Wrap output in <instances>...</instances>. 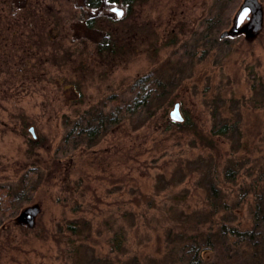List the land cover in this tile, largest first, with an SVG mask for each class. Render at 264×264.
<instances>
[{"label":"rangeland","instance_id":"rangeland-1","mask_svg":"<svg viewBox=\"0 0 264 264\" xmlns=\"http://www.w3.org/2000/svg\"><path fill=\"white\" fill-rule=\"evenodd\" d=\"M50 1L43 6L54 18L39 11L33 21L17 17L21 0H0V187L16 189L36 171L21 212L0 218V264H180L176 233L199 226L205 238L218 211L231 226L248 225L240 196L253 199L248 190L264 171V0H135L132 9L115 0L101 23L121 30L116 60L98 55L76 23L69 28L80 16L74 4ZM244 5L251 12L239 34L221 41ZM34 8L40 0L22 9ZM10 38L29 46L3 54ZM152 72L154 103L141 115L65 144L79 120L109 114L108 99H130ZM175 100L204 135L230 126L216 151L165 123ZM223 240L229 263H250L244 244Z\"/></svg>","mask_w":264,"mask_h":264},{"label":"trees","instance_id":"trees-1","mask_svg":"<svg viewBox=\"0 0 264 264\" xmlns=\"http://www.w3.org/2000/svg\"><path fill=\"white\" fill-rule=\"evenodd\" d=\"M113 1V0H112ZM127 1V0H126ZM111 25V23L109 22ZM10 30V29H9ZM7 30V31H9ZM120 29H103L105 33L109 34L108 36L114 37L117 40V35L120 37L121 32L119 33ZM14 34V33H13ZM13 38V37H12ZM16 38V37H14ZM21 39H11L10 38V45H9V53L13 54V52L18 51L20 49V44L18 42ZM121 41V39H120ZM29 46V45H27ZM121 47H125L120 45ZM104 48V46H103ZM14 50V51H13ZM104 50L106 54H108L109 58L116 56V54L109 50V47H105ZM109 51V53H108ZM124 53V51H123ZM9 54V55H10ZM13 57V55H11ZM155 73L152 72L147 76H144L131 88V98L130 99H122L121 97L118 98H111L108 99L112 104L113 108L111 112L108 114L103 113V111L92 112V115H96L94 118H88L86 121L85 119L79 120L73 130L69 132L65 139V144L69 145L76 136L82 137L84 140H91L95 137V135L100 133V129L108 128L112 125L118 126L124 122L125 119L129 116H137L141 115L144 108H149L150 104L154 103V90L150 89V84L154 81ZM146 83L149 84L146 87ZM155 85V84H154ZM148 90V91H147ZM174 102V100H173ZM170 102L169 106L173 103ZM180 104V110H183L184 120L182 122L174 121L168 115V110H165L162 113V117L164 116L165 123L173 125V128H177L178 131H192L196 136H200L199 138L202 140L204 146H207L213 151H216V138L218 136H223L224 134L228 133V126L227 123L221 125L219 129H212L210 134L204 135L198 131V128L195 124L192 123V118L187 115L186 111L182 109V102L176 101L175 104ZM105 108V107H104ZM87 122V127H85V122ZM84 125V126H83ZM172 128V127H168ZM214 139V141H213ZM35 145V143H32ZM52 162L56 163L57 165L59 162L56 160V156L52 157ZM56 165V166H57ZM53 168V167H52ZM217 168V167H216ZM216 168L215 174H216ZM227 179H232L236 177L237 174L231 172V170L227 171ZM263 172V173H262ZM260 173V177L257 183L253 182L252 190H248V193L251 194L253 199L248 200L245 193L240 196V202L243 207L246 201L250 203L249 209L250 214L252 216L251 222L248 225H242V222H238L236 225L231 226L226 221L225 215L216 216L219 211L215 208V203L209 204L213 212H217V214L211 213L209 216L208 221L211 223L208 228L203 225V228L207 229L208 233L205 238H203V232H200V227L197 230L191 231V229H185L181 231V233H176L182 237L183 242L180 243L181 245V263L180 264H232L229 263L230 251L227 248L226 242H224L223 238L228 237L231 242H233L234 246L241 247L243 245V255L249 256L250 263L243 262L242 264H264V171L262 169ZM36 176V171H28L21 180V184L18 188H14L12 185H4L0 187V218L3 216L9 218H14L18 215V212L21 210L23 204L27 202L30 196L35 191V184H34V177ZM217 176H219L217 174ZM220 178V177H219ZM209 189H212L216 192V183L213 181L209 182ZM217 193V192H216ZM247 202V203H248ZM153 200L149 199L147 204H152ZM214 206V207H213ZM215 209V210H214ZM21 212V211H20ZM220 219L222 220L220 222ZM70 230L73 227L69 228ZM230 230H233L230 232ZM171 232V231H170ZM200 232V235L199 233ZM205 232V231H204ZM225 256L226 258H223Z\"/></svg>","mask_w":264,"mask_h":264},{"label":"flooded vegetation","instance_id":"flooded-vegetation-1","mask_svg":"<svg viewBox=\"0 0 264 264\" xmlns=\"http://www.w3.org/2000/svg\"><path fill=\"white\" fill-rule=\"evenodd\" d=\"M134 1L135 0H127V5L129 4V7L131 9L133 8ZM7 2L9 3V0H4L5 5H7L6 4ZM12 2H14V0H12ZM15 2L17 3V0H15ZM21 2H22L21 8L19 7L20 11L18 13V16L16 15L17 17H20L19 20L26 18L25 14H27V17H28V15H31V18L33 21H38L39 19H43V16L40 17V16L36 15V13H39V11L42 13H44L43 11H47L48 13H50L48 18L49 19L54 18L52 13H51V7L45 6L47 8V10L44 9L45 8L43 6L44 0H40V8H34V10H36V11H33V9H29L28 11H27V9L26 10L22 9L26 5L27 6L29 5L30 0H21ZM50 2L51 1L49 0V5H50ZM54 2H55V0H54ZM63 2L66 4H74V6H76V9L79 11V14H80L78 20L74 21L69 28L73 29L72 26H74V24L76 23L80 28H82V30H83L82 33L84 35L86 34V37L87 36L92 37L93 38L92 39L93 44H94V46H96L93 48L95 51H98V53H97L98 55L99 54L100 55L101 54L107 55L106 54L107 50H104L105 47H109V50L116 54V56H113V60H116L118 57L123 55V51L125 49H123V47L120 46L121 45V42L119 39L120 36L118 38V41L115 40L114 37L108 36L109 34L103 32V26H102L103 24L101 23V20L103 18H105L106 7H108L109 4H114V2H116L115 0H113V1L112 0H65ZM125 2H126V0H125ZM127 5H125V6H127ZM22 10H25V11L22 12ZM111 11L113 13H117V15H120V16L124 15V11L121 8L118 9L117 7H112ZM37 18H39V19H37ZM56 24H58V21ZM69 25H70V23H69ZM4 29H6L4 31H7V30H9V27H7V25H4ZM120 32H121V30H120ZM72 33H74L75 36H79V35L81 36L82 35L76 30L72 31ZM223 34L224 33L222 32L219 39L221 41L227 42L226 36L222 37ZM53 38H55V37H53ZM9 41H10V39H9ZM8 42L6 43V50L5 51L3 50V54H6V55L8 54L9 45H10V43H8ZM19 46H20L19 50L23 51L24 47L27 45H25L23 43V44H20ZM103 46H104V48H103ZM0 50H2V49H0ZM88 52L90 53L91 50L89 51V49L87 48V54H89ZM119 52H120V54H117ZM108 53H109V51H108ZM73 89H75V88H73ZM120 97L121 96H119V95H115L111 98H114V99L118 98L119 99Z\"/></svg>","mask_w":264,"mask_h":264},{"label":"water","instance_id":"water-1","mask_svg":"<svg viewBox=\"0 0 264 264\" xmlns=\"http://www.w3.org/2000/svg\"><path fill=\"white\" fill-rule=\"evenodd\" d=\"M250 12H251L250 7L248 5H244V7L241 8L240 12L237 14L236 18L234 19L235 26L232 28V30L229 33L225 32L222 37L226 35H230V37H235V35H238L240 31L238 29H240L244 21H246L247 18H249ZM179 106H180L179 103L175 104L174 110L171 112L170 118H172L174 121L182 122L184 118Z\"/></svg>","mask_w":264,"mask_h":264}]
</instances>
